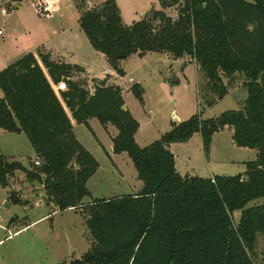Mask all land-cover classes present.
<instances>
[{"label": "trees", "instance_id": "1", "mask_svg": "<svg viewBox=\"0 0 264 264\" xmlns=\"http://www.w3.org/2000/svg\"><path fill=\"white\" fill-rule=\"evenodd\" d=\"M177 4L176 17L152 9L125 25L116 1L104 0L84 12L78 23L91 47L120 76V62L132 54L193 59L210 92L203 106L228 93L222 76L242 74V109L209 118L198 110L172 121L158 139L141 147L134 137L139 122L122 109L119 85L93 84L91 93L87 80L70 78L72 68H81L41 52L40 63L29 52L0 69V128L25 134L39 163L25 167L0 150V186H9L21 171L26 181L42 185L46 200L59 210L76 208L91 196L86 183L98 162L76 138L67 111L76 123L87 125L96 118L103 126H114L112 152H126L142 182L138 193L86 202L85 221L93 242L70 264H258V234L264 246V0H160L162 8ZM61 80L67 89L55 91L53 85ZM131 92L142 102L139 83L131 85ZM227 126L236 146L257 152L245 162V171L206 178L179 174L169 144L200 133L207 154L213 134ZM72 159L75 167L70 169ZM259 198L261 203L248 205ZM9 199L21 202L12 191Z\"/></svg>", "mask_w": 264, "mask_h": 264}, {"label": "rangeland", "instance_id": "2", "mask_svg": "<svg viewBox=\"0 0 264 264\" xmlns=\"http://www.w3.org/2000/svg\"><path fill=\"white\" fill-rule=\"evenodd\" d=\"M103 1L0 0V68L29 52L40 63L37 53L41 52L56 62L77 65L81 70L72 68L70 78L75 81L87 80V88L93 90L90 75L104 65L106 60L91 47L78 21L84 12ZM115 1L125 25L140 20L152 9H162L172 17L178 15L179 4L162 8L160 0ZM17 2L22 5L16 6ZM1 8L6 13H2ZM121 67L126 70V75L120 76L113 70L114 80L129 102L130 111L143 123L136 135L141 147L167 131L173 119L172 110L186 119L200 110L202 118H209L226 110H240L244 105L246 90L239 85L240 76L229 81L228 93L222 101L207 107L202 105L204 96L210 95L206 86L207 79L193 64L178 63L162 53L149 52L143 56L132 54ZM130 77L143 86L142 102L131 92L133 82L128 80ZM148 109L151 110L150 114L147 113ZM111 128L116 131L114 126L111 125ZM92 129L79 125L74 130L79 142L92 152L98 162L95 173L86 183L91 196L84 198L82 205L59 210L51 201L38 203L41 201L38 191L43 192L42 185L37 181H26L22 176H14L7 187L0 186V264H58L62 258H78L79 253L90 245L89 241L93 242L85 221L89 216L85 201L133 194L142 188L136 170L125 152L116 155L115 166L108 159V151L98 147L93 131L103 143L107 137L103 135V125L96 118H93ZM0 150L8 159L21 161L29 168L39 164L36 159L29 158L32 146L23 133L0 128ZM248 150L252 154L256 151L251 148ZM29 159L33 161L32 165H29ZM238 171L234 170L233 173L237 174ZM11 185L19 188L12 192L21 202L14 204L9 199L8 206H1L8 199ZM261 202L259 198L248 205ZM238 217L239 212H235L234 220ZM70 249L74 252H70ZM254 257L258 264H264V246L260 234L257 235Z\"/></svg>", "mask_w": 264, "mask_h": 264}, {"label": "crops", "instance_id": "3", "mask_svg": "<svg viewBox=\"0 0 264 264\" xmlns=\"http://www.w3.org/2000/svg\"><path fill=\"white\" fill-rule=\"evenodd\" d=\"M162 54H164L165 56L171 58V56L169 54H167V53H162ZM174 60L176 62H178V63H184V64L188 63L190 65L193 64L195 69L199 71V68H198L197 64L195 63V61L193 59L185 58V56H184V57L177 58V59H174ZM123 62H124V60H122L120 62V65ZM74 63H76V62H74ZM1 68H3V66ZM122 69L124 71V74L126 75V72H125L126 70L123 67H122ZM105 72H110V74H111L110 78L107 81V84L119 85L114 80L115 79L114 71L109 67L107 62L104 65H102L99 69H96L95 71H93L92 74L90 75V77L91 76L103 77ZM235 76H240L241 77L240 81H239V85H241L243 87L244 76L242 74L235 73V74H233L231 76H222V81H223L224 84L229 86V81H231V79L234 78ZM165 78H166V76H164V79ZM128 80L133 82V83L137 82L132 77H130ZM141 87L143 89L142 85H141ZM143 95H144V93H143ZM122 97H123V91H122ZM223 98L221 100H219V101H222ZM123 99L125 101V108H127L130 111V109L128 107L129 106V102H127L124 97H123ZM66 111H67V109H66ZM172 112H174V114H175V116H172L173 117L172 121L180 122V121L186 119L184 116L178 115L176 113V111L172 110ZM67 113H68V115L70 117V121H71V124H72V127H73V132H74L75 128L77 126H79V125H84V127H86V129H88V127H89L91 130H93L92 129L93 118L88 119L87 125H85L83 123H76L75 120L71 117V115H70V113L68 111H67ZM130 113L139 122L138 130L136 131V133L134 135L135 141L139 145L138 141L136 140V135H138L139 131L141 130V128L143 126V123L141 122V120L138 117L135 116V114H133L131 111H130ZM147 113L150 114L151 110L148 109ZM109 125H110V127H109ZM169 128H170V126L168 127V129ZM232 132H233V129L231 127L227 126V127L223 128L222 130L214 133L213 136H212L210 147H209V151H208L207 154H204V152H203L202 140H201L200 133H194L191 136V138L188 141H186V142H174V143L169 144L168 149L174 155L176 170L182 176L183 175H197V176H201V177H205V178L206 177H213L216 174L217 175H221V174L233 175L234 174L233 173L234 170H239L238 173H243L245 171V169H243L244 166H245V162L246 161H250V160H254L256 158L257 152L255 151L254 154H252L250 152V150H248L250 148L236 146L234 144L233 140H232ZM93 133L95 135V139L97 141L98 147H102L103 149H106V151H108L107 152L108 153V159H109V161H111L115 165L114 158L116 157V155H121L123 153V152H121V153L112 154V138L117 134V130L114 131L113 128H111V124H107V125L103 126V135L105 137H107V141L105 143H103L101 141L99 136L94 131H93ZM18 134H20V133H18ZM161 134H159V137L161 136ZM76 138L78 139L77 136H76ZM85 148L87 149V147H85ZM88 151H90V150H88ZM91 154H92V152H91ZM29 158H35V153H34L33 148H32V154L29 156ZM19 162L21 164H23L25 167H28L27 164H24L21 161H19ZM239 167H242V168L239 169ZM15 176L16 177L18 176V177L21 178V176L24 177V173L21 172V171L20 172L16 171L15 172ZM138 191H140V190H138ZM138 191L134 192L133 194L138 193ZM38 193H39V197L41 198L43 196V192L38 191ZM45 201H47V200H45ZM45 201H42V202H45ZM83 202H84V200H83ZM86 202L87 201H85V203ZM38 203H40V202H38ZM89 242L88 243L91 245L92 242L91 241H89ZM90 245L87 247L86 250L81 251L79 253V257L78 258H72V257H70L69 259L62 258L58 262V264H70L73 260L80 259L81 256L90 248ZM70 252L73 253L74 250L70 249ZM58 255L60 256L61 254L59 253Z\"/></svg>", "mask_w": 264, "mask_h": 264}, {"label": "water", "instance_id": "4", "mask_svg": "<svg viewBox=\"0 0 264 264\" xmlns=\"http://www.w3.org/2000/svg\"><path fill=\"white\" fill-rule=\"evenodd\" d=\"M15 5H16V6H21L22 3H21V2H17ZM110 75H111L110 72H105V74H104L103 77H99V76H91V77L89 78V81H90V83H91L92 85H93V84H96V85H98V86L104 87V86H106L107 81H108V79L110 78ZM122 109H125V105H122ZM74 167H75V163H74V160L72 159V161H71V163H70V165H69V168H70V169H73ZM45 200H46V197L43 195V196L41 197V201H40V203H41L42 201H45ZM7 203H8V200L4 201V203L1 204V206H8Z\"/></svg>", "mask_w": 264, "mask_h": 264}, {"label": "built area", "instance_id": "5", "mask_svg": "<svg viewBox=\"0 0 264 264\" xmlns=\"http://www.w3.org/2000/svg\"><path fill=\"white\" fill-rule=\"evenodd\" d=\"M1 12L2 13H6V10L4 8H1ZM0 34H1V30H0ZM53 88L55 91H64L67 89V84L64 80H61L60 82H58L57 84L53 85ZM91 93H93V90H91ZM172 116H175L174 112H172ZM36 163H38V161H36ZM10 191L14 190V191H18L19 188L15 187L14 185H11L9 188Z\"/></svg>", "mask_w": 264, "mask_h": 264}]
</instances>
